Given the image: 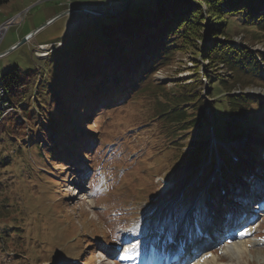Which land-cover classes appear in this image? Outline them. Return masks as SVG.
Returning a JSON list of instances; mask_svg holds the SVG:
<instances>
[{"label":"rangeland","instance_id":"1","mask_svg":"<svg viewBox=\"0 0 264 264\" xmlns=\"http://www.w3.org/2000/svg\"><path fill=\"white\" fill-rule=\"evenodd\" d=\"M153 1L131 0L128 8L121 11L126 0H113L112 7L116 13H110L107 6L82 2L79 6L96 7L108 15L91 18L79 12L61 16L47 25L49 19L64 11L58 0H10L0 6V29L20 17L0 36V53L9 51L0 58V76L15 67L28 85H23L27 88L24 90L32 93L38 88L36 79L40 78L63 94L58 105V97L54 101L47 97V106L42 107L43 111L28 106L34 112L31 118L22 110L26 106L19 107L18 104L0 117V264H119L116 254L124 238L136 228L172 221L175 228L181 230L184 228L183 220L187 218L190 221L191 218L186 216V212L197 200L195 224L198 223L196 230L201 232L204 222L214 216L219 218L221 208L241 211L239 205L251 194V182L257 184L262 180L256 177L248 182L239 180L237 186L241 188L238 191L227 189L226 173L221 170L225 162L216 156L215 145L218 143L211 141L207 146V141L203 146L201 143L195 146L193 139L198 140L195 138L199 134L198 129L177 121L167 122L163 110L169 108L167 101H175L169 96L172 93L182 96L184 101L175 110L192 114L191 109L196 105L189 101L197 97L209 113L212 92L223 95L227 91L236 95L244 93L264 102V71L261 72L262 77L253 76L251 80L245 75L236 80L232 72L229 75L224 73L225 67H211L202 56L194 62L193 54L201 50L204 43L193 39V43L198 45H190L185 52L177 51L173 56L162 57L161 60H166L160 61L157 69L135 83L119 101L109 97L105 91L106 85H114L118 78L112 71L102 82L93 78L86 82L82 75L75 78L76 66L71 67L65 76L59 75L68 61L71 63V57L67 59L66 53L76 40L85 36L87 42L92 41L99 33L106 37L105 32L99 31L101 23L111 26L121 21L126 13L139 14L142 7L151 6ZM190 3L206 15L207 4L204 1ZM43 25L46 26L34 36V40L12 48L25 35ZM244 34L235 25L230 37L242 43ZM56 41H61L62 46L54 53L48 57L34 56L36 44ZM250 42L253 44L252 52L261 53L264 58V44L256 40ZM61 57L62 65L57 63ZM257 62L260 63V59ZM260 68L263 70L264 66L260 65ZM205 69H212L215 75L227 79L228 84L218 85L216 90H212ZM28 70L33 72L25 74ZM249 73L257 75L252 71ZM28 75L32 77L30 80ZM69 76H72V81L65 79ZM57 82L58 86L55 85ZM156 83L165 88L157 87ZM76 92L84 95H77ZM40 99L31 94L23 104L33 101L39 105ZM65 110L71 114V124H63ZM43 114L48 115L42 123L45 131H39L35 124L40 121L38 126L41 127ZM50 118H54L50 124L54 125V128L51 127L53 132L44 127L49 124ZM210 123L213 125L211 120ZM256 129L264 131V113ZM251 135L263 142L248 147H254L253 151L262 148L263 153L264 137L256 131ZM47 140L51 142L50 147ZM250 143L244 140V147L242 144L232 146L240 154L232 161L239 174L251 173L252 167L247 158L253 159V156L244 157L248 166L243 159L240 160L244 156L240 149ZM221 145L227 147V144ZM228 153L233 156L235 152ZM262 153L259 157L263 156ZM200 157L205 158L201 160ZM260 161L262 159L255 163L257 167ZM209 168L211 173L204 179L205 174L201 170ZM259 172L264 177V167ZM236 176L230 173L226 181L234 180ZM211 182L216 185V190L214 188V192L208 195L214 193L213 196L218 198L213 203L218 214H211L206 206V191ZM74 189L78 195L73 194ZM227 196L231 200V208L226 203ZM232 196L240 200V204L232 200ZM169 234H176L173 227ZM238 241L245 248L239 256L216 247L194 261L201 264H264V222L260 234Z\"/></svg>","mask_w":264,"mask_h":264},{"label":"trees","instance_id":"2","mask_svg":"<svg viewBox=\"0 0 264 264\" xmlns=\"http://www.w3.org/2000/svg\"><path fill=\"white\" fill-rule=\"evenodd\" d=\"M9 1L0 0V6ZM130 1L124 11L128 8ZM190 1H204L207 4L206 15L200 8H193ZM139 11V14L126 13L121 21L111 26L101 23L99 31L105 32L106 37H102L99 33L92 41L87 42L85 36L76 40L66 53L67 59L71 57V63L68 61L64 71L58 70L59 75L65 76L71 67L76 66L75 78L78 79L82 75L86 82L92 78L97 82H102L108 79L106 75L112 71L113 74L118 75V78L114 85L107 84L105 91L109 97L112 96L119 101L120 97L130 92L135 83L144 80L153 70L157 69L156 66L160 64V61L166 60H161L162 57L173 56L177 51L185 52L190 45H198L193 43V39H198L200 43H204V46L193 54L194 62H197V57L202 56L207 64H211V67L215 65L225 67L226 72L224 73L229 75L232 72V77H236V80L238 77H246L245 75H248L250 79L253 76L262 77L261 72L264 69L261 70L260 65L264 66V58L261 53L252 52L253 44L250 41L256 40L264 44V0H154L151 6L142 7ZM235 25L245 33L242 43L230 37ZM257 59H260V63ZM62 60L63 57L57 63L62 65ZM212 71V69L204 70L212 90H216L218 85L228 84L227 79L215 75ZM250 71L257 75H250ZM32 72L28 70L25 74ZM42 76L47 77L44 74ZM21 77L20 71L15 67L4 71L0 76V117L3 116L4 110L14 108L13 105L18 104L19 107L26 106V109L23 107L22 110L31 118L34 112L30 111L28 106L33 108L35 106L43 111L42 107L47 104L45 101H48L49 96V100L53 101L58 97L56 104H59V97L63 94H59L58 88L56 91L50 83L46 84L37 78L38 88L31 93L30 90H24L28 85ZM27 78L30 80L32 77L28 75ZM68 78L72 81V76L65 77V79ZM127 80L130 81L127 82ZM39 81L40 84H38ZM75 82L74 80L73 83ZM55 85L58 86V82ZM156 85L159 84L156 83ZM162 86L164 85L157 87L162 88ZM160 93L163 94V92ZM226 93L223 95L212 92L210 97L213 100L209 103V113L200 97L192 99L189 103L196 105L191 109L193 114L185 110H175L180 105L179 103H184V101H182V96L179 98L172 93L169 96L173 97L176 103L172 100L167 101L169 108L163 110L165 111L163 115L167 116V122L177 121L179 124L190 125L189 128L198 129L199 134L195 136L198 140L193 139L195 146L197 143L203 146L207 142L210 120L213 122L216 135L221 140H236L243 135L249 136L255 131L263 138L264 131L256 128L263 119L264 102L257 100L258 98L253 95L244 93L236 95L230 94L229 91ZM31 94L41 98L39 105L33 101L27 105L23 104ZM76 94L84 95L81 92H76ZM48 115H42V121L39 124L41 127L38 126L40 121L35 124L39 131L44 130L43 119L48 118ZM70 115L68 110H65L62 117L63 124H71ZM53 120L54 118H50L49 124L44 125L47 131L51 130V127L54 128V125L50 126ZM47 143L50 147L51 142ZM249 145L251 144L240 151L247 155L252 153L254 147L250 148ZM220 155L226 168H233V163L224 150L220 151ZM209 170L210 168L205 175Z\"/></svg>","mask_w":264,"mask_h":264},{"label":"bare ground","instance_id":"3","mask_svg":"<svg viewBox=\"0 0 264 264\" xmlns=\"http://www.w3.org/2000/svg\"><path fill=\"white\" fill-rule=\"evenodd\" d=\"M1 30L3 31V29L1 28ZM40 56H42V54L40 55ZM260 152L262 153V149L260 150ZM264 153V152H263ZM259 159H262V161H260V163L261 164H259L258 165V167L255 165V163L256 162H259ZM259 159H257L256 161H255V163H254V165L253 166H251L252 167V169L250 170L251 171V173L250 174H247V172H243V173H241V175L243 176V178H239V177H237L236 179H235V183L234 184H231V183H229V190H232V189H236L237 191L241 188V186H237V184L239 183V180H241V181H245V182H248V181H253L254 180V177H256L258 180H260V179H262V176H261V173L259 172V170H261V168L262 167H264V159L262 158V157H259ZM261 167V168H260ZM78 169H80V171H81V168L80 167H77ZM250 175V176H249ZM76 184V183H75ZM76 189V188H75ZM75 189H74V192H75ZM75 195H78V193H76ZM232 195V194H231ZM230 195V196H231ZM207 207H208V209H209V212L212 214V213H215V211H214V205H213V203H215V201L218 199H216V200H212V198H209L208 196H207ZM226 203H228V202H230L231 200L228 198V196L226 197ZM223 204H225V203H223ZM184 222V221H183ZM185 222H186V218H185ZM157 224H162V223H157ZM175 225V224H174ZM173 225V223H172V221H169L168 222V224H167V227H170L168 230H167V233L169 234L170 233V230L172 229V227H175ZM185 228H188V227H185L184 226V228L183 229H185ZM144 229H146V228H144ZM144 229H141V230H144ZM183 229H182V231H183ZM141 230H133V232H132V236H133V238H132V240H134V241H136L135 243H133V244H131L133 241H128V243L126 244V248H125V250H124V252H125V257L123 258V259H125L126 261L129 259V260H131V259H133V260H131V262H135L136 260H138V259H140V254L142 253V252H146V253H150V254H152L153 253V251H157L156 249H155V247H156V244H157V239L158 238H160V237H162V235H163V232H164V230H165V228H163L162 229V231H160V232H157V237H153V238H147L146 240H142L143 239V237H144V235L143 234H141ZM153 233L154 232H156V230L155 231H152ZM199 235V233L198 232H196L195 233V235L194 236H192L191 238H190V240H193L194 238H195V236H198ZM138 241V242H137ZM241 242V241H240ZM240 242H238V243H236V242H234L230 247H228L226 250H230L232 253H233V255L234 256H239L240 254H242V252L244 251V249L245 248H243V245H242V243H240ZM130 247H132L131 249H128V250H126L127 248H130Z\"/></svg>","mask_w":264,"mask_h":264},{"label":"built area","instance_id":"4","mask_svg":"<svg viewBox=\"0 0 264 264\" xmlns=\"http://www.w3.org/2000/svg\"><path fill=\"white\" fill-rule=\"evenodd\" d=\"M59 1H62L65 5H67L70 12H77L78 9L75 8V3L82 2V1H91V0H59ZM97 1H99V0H97ZM91 13H94V12H91Z\"/></svg>","mask_w":264,"mask_h":264},{"label":"water","instance_id":"5","mask_svg":"<svg viewBox=\"0 0 264 264\" xmlns=\"http://www.w3.org/2000/svg\"><path fill=\"white\" fill-rule=\"evenodd\" d=\"M128 2V0H126V3ZM126 3H125V5H126ZM83 9V11L85 12L86 11V9L85 8H82ZM122 11V10H121ZM121 11H119V12H121ZM91 12H92V10H88L87 11V13L88 14H91ZM116 13L115 12V10H110V13ZM64 15H67V12H64V13H62L60 16H64ZM106 15H108V14H106V13H100V16H106ZM26 42V37H24L18 44H16L15 45V47H17L18 45H21V44H23V43H25ZM9 51H6V52H4L5 54L6 53H8Z\"/></svg>","mask_w":264,"mask_h":264}]
</instances>
